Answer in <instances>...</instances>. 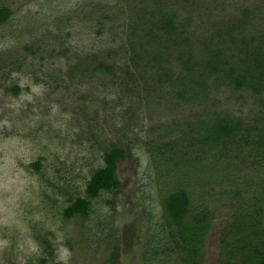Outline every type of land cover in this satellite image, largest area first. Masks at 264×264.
Returning a JSON list of instances; mask_svg holds the SVG:
<instances>
[{"label": "rangeland", "instance_id": "374dc122", "mask_svg": "<svg viewBox=\"0 0 264 264\" xmlns=\"http://www.w3.org/2000/svg\"><path fill=\"white\" fill-rule=\"evenodd\" d=\"M0 7L11 11L0 25V264H181L161 216L177 188L201 264H251L264 233V81L258 92L234 81L263 58L264 0ZM215 53L220 72L189 83L182 63ZM217 119L241 126L243 146L204 143ZM111 146L125 151L120 189L66 219ZM207 213L203 238L208 220L196 216Z\"/></svg>", "mask_w": 264, "mask_h": 264}, {"label": "trees", "instance_id": "16d2710c", "mask_svg": "<svg viewBox=\"0 0 264 264\" xmlns=\"http://www.w3.org/2000/svg\"><path fill=\"white\" fill-rule=\"evenodd\" d=\"M11 16V11L6 7H0V25L8 21ZM163 29L167 34H175L176 28L173 26L171 20H165ZM184 40V39H182ZM231 43V41H230ZM234 44V43H233ZM220 53H215L212 55L210 61H205L201 63L200 61H192L190 58L182 63L183 70L186 75H188V82L191 84L200 85V72H205L210 70L213 73H219L221 62ZM263 58L256 60L254 68L252 64L244 70V74L235 79V85L237 88H241L246 85L252 90L260 91L262 81H264V55ZM99 69L110 70L109 68L99 65ZM211 74V73H210ZM258 79L259 82L256 80ZM185 81V80H184ZM17 91V89H14ZM188 92L187 87L183 90L177 91L176 94L178 97H183L185 93ZM207 128V137L205 138L204 143L206 144H219L221 141H231L232 143L237 144L238 146H243V141L241 140L244 137V130L241 126L235 122L227 119L215 120V123L206 127ZM241 137V138H240ZM240 138V140L238 139ZM160 151V148L157 149ZM151 153H155L153 150ZM125 160V151L117 146H111L108 152L103 155V167L96 170L90 177L89 182L85 187V197L76 198L71 205L66 207L62 215L66 219H72L75 217L87 218L89 215L91 203L93 200L97 199L99 195L103 192L111 193L116 192L120 189V182L116 178L117 166ZM38 167V164H35ZM163 197L162 205V221L164 226L167 229V234L171 237L172 249L175 253L179 255L181 264H201V249L202 245H195L192 247L193 242L187 238V235L191 231H188L186 235V229L181 228L180 225L184 221L188 214H190V198L187 191L177 188L168 193V191ZM258 213V211H256ZM211 218V219H210ZM196 219H199L201 223L204 221L207 222V226H203L202 229H205L203 238L205 237L206 231L209 228V225L212 221V215H200L196 216ZM211 220V221H210ZM260 236H257L256 243H253V246H250L247 249L253 248L252 253H249V256H246V259L243 262L251 264H264V233L260 229ZM227 235V232L224 236ZM240 239L238 238L237 241ZM261 240V241H260ZM223 238L221 237V242L223 243ZM260 242V243H259ZM258 243V244H257ZM222 247V245H221ZM51 253L48 251V254ZM242 262V263H243ZM241 264V263H239Z\"/></svg>", "mask_w": 264, "mask_h": 264}]
</instances>
